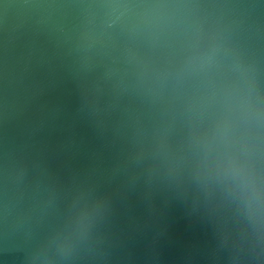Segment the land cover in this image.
<instances>
[{
	"label": "water",
	"instance_id": "1",
	"mask_svg": "<svg viewBox=\"0 0 264 264\" xmlns=\"http://www.w3.org/2000/svg\"><path fill=\"white\" fill-rule=\"evenodd\" d=\"M0 264H264V0H0Z\"/></svg>",
	"mask_w": 264,
	"mask_h": 264
}]
</instances>
